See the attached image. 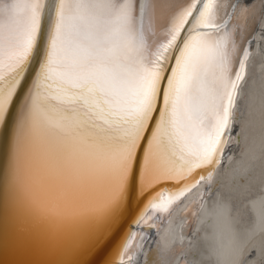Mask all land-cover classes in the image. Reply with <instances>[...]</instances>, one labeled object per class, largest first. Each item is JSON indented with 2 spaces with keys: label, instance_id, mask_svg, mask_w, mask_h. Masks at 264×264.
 I'll use <instances>...</instances> for the list:
<instances>
[{
  "label": "snow or ice",
  "instance_id": "snow-or-ice-1",
  "mask_svg": "<svg viewBox=\"0 0 264 264\" xmlns=\"http://www.w3.org/2000/svg\"><path fill=\"white\" fill-rule=\"evenodd\" d=\"M262 11L256 0H172L164 12L158 0H0L3 264H129L135 236L122 233L136 208L139 224L211 183L257 114L264 145V97L241 120ZM166 182L170 194H154ZM260 223L264 233V198ZM252 252L234 238L218 255L264 264V243L259 261Z\"/></svg>",
  "mask_w": 264,
  "mask_h": 264
},
{
  "label": "bare ground",
  "instance_id": "bare-ground-1",
  "mask_svg": "<svg viewBox=\"0 0 264 264\" xmlns=\"http://www.w3.org/2000/svg\"><path fill=\"white\" fill-rule=\"evenodd\" d=\"M171 2L158 0L161 11H166ZM256 2L264 5V0ZM248 39L251 40L250 79L244 93L246 99L241 104L242 121L248 115V104L254 99L258 113L264 97V11L251 26ZM250 129L239 137L238 143L233 140L226 147L227 153L213 171L211 183L200 181L168 213L150 209L145 213L144 220L136 224L139 229L133 230L124 242L131 244L135 236L129 264H178L181 260L185 264H230L228 258L218 255V250L234 238L244 248H253L250 259L260 260L259 249L264 243L260 223L264 145L258 114ZM239 177H244L243 182ZM161 191H158L160 197L170 194ZM148 224L155 225L151 233Z\"/></svg>",
  "mask_w": 264,
  "mask_h": 264
},
{
  "label": "water",
  "instance_id": "water-1",
  "mask_svg": "<svg viewBox=\"0 0 264 264\" xmlns=\"http://www.w3.org/2000/svg\"><path fill=\"white\" fill-rule=\"evenodd\" d=\"M226 153H227V150L225 151L224 156L226 155ZM174 188H175L174 184L170 182H166V183H163L162 185H158L157 188L155 189L154 194L158 193V191H161V190H164L165 193H169V191H166V190H171ZM161 193L163 192L161 191ZM142 208H143V205H140V207L136 208L134 212L132 213V215L129 217L127 223L124 226V231L122 233L123 236L129 237V235L131 234V232H133V230L139 229V226L138 225L136 226L137 223H135L134 221L136 219V216L139 214ZM3 228H4L3 197H2V192H0V233H2ZM147 228H148V233H151L152 228L148 226ZM143 246L145 247V242L143 243ZM150 249L151 248H149V250ZM38 259L41 261V264H61L63 257L58 256V255H44V256L38 257ZM0 264H3L2 260H0Z\"/></svg>",
  "mask_w": 264,
  "mask_h": 264
}]
</instances>
